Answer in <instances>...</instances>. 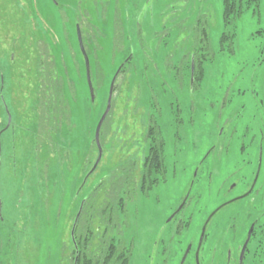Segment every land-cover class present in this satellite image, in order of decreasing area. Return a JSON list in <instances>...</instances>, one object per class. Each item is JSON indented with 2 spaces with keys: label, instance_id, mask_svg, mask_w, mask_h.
Here are the masks:
<instances>
[{
  "label": "rangeland",
  "instance_id": "obj_1",
  "mask_svg": "<svg viewBox=\"0 0 264 264\" xmlns=\"http://www.w3.org/2000/svg\"><path fill=\"white\" fill-rule=\"evenodd\" d=\"M52 63L71 127L50 136L42 106L34 117L31 109ZM119 68L99 134L102 155L90 173L98 155L95 127ZM1 90L12 122L0 138V264H72L70 230L81 203L98 183L108 191L109 174L120 166H133L140 179L155 145L151 124L162 141L165 178L162 168L144 192L140 181L127 186L132 192L118 224L131 246L129 264H176L163 250L172 240L166 235L171 211L190 192L184 220L198 231L222 200L217 191L228 173L235 172L236 191L243 189L259 143L264 202V0L243 8L232 24L223 19V0H0ZM235 126L247 128L236 144L227 138ZM224 142L229 156L220 163ZM213 145L190 190L196 165ZM107 198L110 204L117 196L109 190ZM231 213L225 222L238 227L241 218Z\"/></svg>",
  "mask_w": 264,
  "mask_h": 264
},
{
  "label": "flooded vegetation",
  "instance_id": "obj_2",
  "mask_svg": "<svg viewBox=\"0 0 264 264\" xmlns=\"http://www.w3.org/2000/svg\"><path fill=\"white\" fill-rule=\"evenodd\" d=\"M13 57L14 55H10L11 62L13 61ZM192 65L193 63L191 64V70H192ZM53 66L55 65H53L52 63V66L50 67L52 68ZM120 70L121 68L119 69V71ZM195 83L197 84L198 82L196 81ZM2 86H3V80L1 82V87ZM4 99L5 98L3 97L1 90L0 102L3 108V114L0 119V138L2 134L9 129L12 122L11 113ZM39 102H40V97L36 96L35 103L31 109L32 117H33V113L35 115V113L40 108ZM38 122L39 121L36 120L35 122L33 121V123L36 126ZM242 122H244V120H242ZM64 123L65 126L69 125L67 121ZM56 124L57 121L53 117L51 119V124L49 126V131H48V133H50L49 134L50 136L55 135ZM58 127H59V123H58ZM244 129L247 128L238 127V126L231 127L229 130L231 131V133L228 134L227 138L230 139L234 138V144H236L235 141L242 135ZM49 142L51 145L52 142L50 140ZM228 144H230V142ZM1 145L2 143L0 142V153H1ZM225 145L226 144L224 142L222 144V147H224ZM252 147L253 145L251 144V148ZM213 149H214V145L210 147L207 155L198 162V165H196L194 171L195 177L192 180H190V190L192 189V185L196 181V176L198 174L201 165L205 162L206 157L211 153ZM224 151L226 155L220 156V158L217 159V161L220 163L228 160L229 155H228L227 145ZM262 154H263V146L262 143H259L255 164H253V162L249 160L247 163L248 166H245V168L248 170L246 172L249 173V176H248V180L247 179L244 180L243 178H241L242 179L241 182L243 183L242 190L236 191L238 182L235 180L230 181V178H233L235 172L228 173L225 176V180L229 179V182L222 186L224 187L226 185L225 189H219L217 191V192H221L223 190L219 194L220 195L219 197H222V200L219 201L213 208L208 209L205 222L198 231L190 230L188 223L187 222L185 223L184 220V214H185L184 210L187 202L190 201V192L184 195L178 207L175 210L171 211V216L169 217V220L172 224H167L166 235L169 234L168 236L172 238V240L168 244L169 247L168 246L164 247L163 250H166V253H169L170 256L174 257L173 260L174 263L176 264H264V202H263V195L260 194V192L263 190V182L262 180L259 181V178L261 177V169H262ZM213 164H215L214 160H213ZM96 166L94 168L93 167L91 168L90 173L96 168ZM164 171L165 168H164V159H163V180L165 178ZM204 171H206L205 175L207 177H209L210 174H212V171H209L207 168H204ZM84 181L81 186L84 185ZM85 199L81 203L82 206L84 204ZM82 206H81V210H82ZM81 210L79 212V215L81 213ZM231 212H234L235 216H239L241 218V223L239 224L238 227H233L232 225L226 224L227 220L233 217ZM76 215L74 216V220ZM218 215H220V217H218ZM74 220L72 226L74 224ZM77 221L74 226V233H75ZM71 242L74 247V254H73V264H74L76 251L78 253V247L75 242V237H74V242L72 241V239ZM179 252H180V258L176 261L175 256H177Z\"/></svg>",
  "mask_w": 264,
  "mask_h": 264
},
{
  "label": "trees",
  "instance_id": "obj_3",
  "mask_svg": "<svg viewBox=\"0 0 264 264\" xmlns=\"http://www.w3.org/2000/svg\"><path fill=\"white\" fill-rule=\"evenodd\" d=\"M256 1L257 0H223V19L225 24L234 23L241 14L243 8H246L249 4ZM226 37L227 35L224 33L222 39ZM122 69L123 68H121V70ZM198 70L200 72V67ZM200 75L201 74H198L194 78L198 79ZM45 78V82L43 79H40L41 83L39 81L40 86L38 89L40 95L39 104L42 106L43 116H48L50 120L54 117L57 121L56 133L59 134L58 131H61L62 127H65L64 129L69 131L71 127L70 110L67 104L62 77L56 71L55 66H53L52 68L50 67ZM63 106L65 108H63ZM66 111L68 116L64 115ZM63 118L68 120V126H65ZM104 121L100 131L104 126ZM147 132L155 145L150 147V152L143 161L140 179L135 181L133 166L132 169L129 170L125 168V165L120 166L109 174L108 177V191L111 190V193L117 196L115 201H111L109 204L110 200L108 201L107 198L108 191L102 189L103 182L94 186L91 193H89L85 199L74 233L75 242L78 247L76 264H129L131 246H127L122 242L118 224L119 217L125 212L124 204L127 199L126 195L132 192V190L127 189V186L136 185V182L140 181L139 190L144 192L156 183V180L152 179L153 173L159 174L163 168L162 141L159 131L151 124ZM116 174L123 175L124 177L120 179ZM100 193H102V196L104 194V199L102 202L100 201L98 203L96 198L100 196ZM105 201L106 207H103V202ZM95 203L99 207V210L89 211L93 210L91 206H93V204L95 205ZM96 219L98 220L97 225L93 228L92 223ZM93 242H96L95 246Z\"/></svg>",
  "mask_w": 264,
  "mask_h": 264
},
{
  "label": "water",
  "instance_id": "obj_4",
  "mask_svg": "<svg viewBox=\"0 0 264 264\" xmlns=\"http://www.w3.org/2000/svg\"><path fill=\"white\" fill-rule=\"evenodd\" d=\"M78 36H79V44H80V48H81V51H82V54H83V58H84V63H85V68H86V77H87V81H88V86H89V92H90V99L91 101H93L94 99V96H95V92H94V88L92 86V83H91V80H90V73H89V61H88V57L85 53V50L83 49V46L80 42V35L78 33ZM120 69V68H119ZM119 69L117 70L115 76L113 77L112 79V82H111V85H110V89H109V92H108V98H107V104H106V107H105V110L104 112L102 113V115L100 116V119L98 120V123L95 127V131H94V141L97 145V149H98V155H97V159L93 165V168L96 166V164L98 163L99 159L101 158V154H102V148H101V145H100V142H99V131H100V128H101V125L107 115V113L109 112L110 108H111V99H112V91H113V84H114V80L116 78V75L118 74V71ZM81 206L82 204L80 205V209L75 217V220H74V224L71 228V232H70V236H71V239L72 241L74 242V226H75V223L77 221V218L79 216V212L81 210ZM75 245V244H74ZM76 248V246H75ZM76 260H77V251L75 253V260H74V264H76Z\"/></svg>",
  "mask_w": 264,
  "mask_h": 264
}]
</instances>
